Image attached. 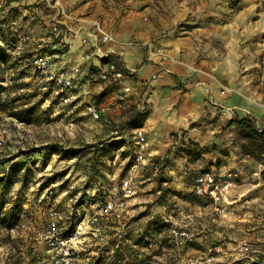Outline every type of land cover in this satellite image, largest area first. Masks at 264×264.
<instances>
[{
	"label": "rangeland",
	"instance_id": "1",
	"mask_svg": "<svg viewBox=\"0 0 264 264\" xmlns=\"http://www.w3.org/2000/svg\"><path fill=\"white\" fill-rule=\"evenodd\" d=\"M38 21V16L24 15L18 8L0 7V47L8 52L6 61L0 64V264H48L41 233L48 224L51 208L60 212L61 226L104 227L110 243L122 239V251L130 254L135 250L141 264H223L224 259L207 260L217 252L214 249H207V257L203 259L187 256L182 251L181 239L189 238L192 233L181 222L171 229L185 230L187 237H176L171 230L164 229L158 236L162 243L150 237L147 244L134 243L144 231L135 235L132 232L137 227L149 226L152 216L162 226L168 210L175 209L173 217L181 220L179 212L186 206L185 199H190L184 184L190 183L194 172L189 171L185 181L181 173L169 172L168 166L172 163L171 166L184 171L182 165L197 163L191 152L202 147L195 140L186 141L173 149L171 161L157 163L158 171L145 161L133 167L127 152L130 145L135 148L138 128L130 126L128 121L139 110L133 108L135 105L123 108L129 98L119 102V89L113 85L104 87L101 93L78 95L82 91L78 84L75 99L71 103L62 102L58 89L46 83L31 66L35 56L46 54L58 62V54L66 49L54 47L62 35H56L52 26L47 29L44 26L42 30ZM230 22L236 34L233 38L212 35V30L207 37L191 36L187 46L178 49L181 53L184 49L188 51V60L183 63L193 73L198 72L200 64L205 68V78H216L223 83L236 81L231 93L242 98L249 91L258 97L254 103L264 107V0H223L219 12L207 15L204 23L189 19L178 26V31L197 32L201 25L208 28L213 24L212 29L220 32ZM11 40L12 44H8ZM144 45L150 60L167 64L178 61L164 46ZM229 59L236 64V72L226 70ZM166 69L173 72L171 67ZM111 86L117 93L114 100ZM90 104L99 110V118L89 113ZM17 109H26L25 115L31 117V122L13 117L12 112ZM201 120L211 122L214 118L206 116ZM226 129L223 125L222 132ZM233 131L226 130L225 138L242 144L238 126ZM218 150L228 152L226 148ZM126 178L132 179L134 188V193L124 198L126 209L120 215L103 218L98 224H89L87 218L104 200L123 198L122 181ZM99 181L105 186L103 199L94 197L98 195ZM11 220L12 228L8 227ZM86 239L88 250L83 252L79 264H96V260L87 259L99 247L100 255L103 251L111 256L116 251L102 250L92 235ZM243 262L249 264L247 259Z\"/></svg>",
	"mask_w": 264,
	"mask_h": 264
},
{
	"label": "crops",
	"instance_id": "2",
	"mask_svg": "<svg viewBox=\"0 0 264 264\" xmlns=\"http://www.w3.org/2000/svg\"><path fill=\"white\" fill-rule=\"evenodd\" d=\"M8 2L7 8H18L24 15L38 16L41 29L44 26L46 29L51 27L54 22L60 24L62 38L54 47L59 46L60 49L65 46L66 49L58 54V63L82 66L78 82L82 91L78 95L88 92L101 93L102 89L108 86L97 79L102 59L94 56L91 61L83 62V54L94 49L92 42L86 45L83 39L95 30L97 22L105 32L115 38V41L103 45V50L105 54L119 57L130 71L126 83L133 87V93L123 108L135 105L133 108L137 110L148 109L147 118L141 127L146 131L148 139L145 162L154 165L159 161L163 165L172 159L173 149L181 147L186 141L195 140L201 147L216 145L213 151L197 159L195 161L197 163L187 162L188 166L182 165L184 171H180L178 166H171L172 163L168 166L169 172L181 173L185 181L189 171L194 172L190 183L184 184L186 194L188 193L187 198L190 199L189 201L185 199L186 206L179 212L181 220L173 217L175 209H169L166 218L171 226H177L181 222V226H187V230L192 233L189 238L181 239L182 251L187 256L203 259L207 257V249H214L217 252L213 260L224 259L223 264H244L238 247L243 241H249L254 256L260 264H264V179L262 176L253 175L259 171L261 162L243 153L241 144L225 138L226 130L236 129V125L228 126L229 121L235 117L251 114L258 126L262 127L264 107L254 103V99L258 97L249 91L245 93L246 97L242 98L238 93H231L230 89L235 88L236 81L229 80L223 83L216 78H205L203 71L205 68L200 64L198 72L193 73L184 64L185 60H188V51L184 49L185 51L181 53L178 50L187 46L188 40L195 34L199 38L207 37L212 30L215 33L211 32L212 35L229 38L236 35L231 22L221 27L220 32L212 29L213 24L208 25V28L201 25L197 32L178 31V26L188 23L189 19H197L204 23L207 15L219 12L223 0ZM2 5L3 2H0V7ZM144 43L168 48L178 61L167 64L159 60H150ZM231 60L229 59L227 66L225 65L226 70L228 68L230 72H236V64H232ZM168 67H171L173 72H168L166 69ZM110 91H113V87ZM112 95L113 100L118 96L116 91H113ZM111 103L114 105L115 102ZM206 116L214 118V121L201 120ZM223 125L227 128L224 132ZM220 147L226 148L228 152L219 151ZM175 161L182 163L173 160L174 163ZM223 165L240 168L242 176L230 192L232 202L226 205L224 213H218L214 212L209 200L196 196L193 192V180L198 172ZM193 203L196 207L192 206ZM147 227H137L132 234L144 231Z\"/></svg>",
	"mask_w": 264,
	"mask_h": 264
},
{
	"label": "built area",
	"instance_id": "3",
	"mask_svg": "<svg viewBox=\"0 0 264 264\" xmlns=\"http://www.w3.org/2000/svg\"><path fill=\"white\" fill-rule=\"evenodd\" d=\"M8 1L13 0H0L5 6L8 5ZM52 30L56 35L63 34L58 22L52 24ZM113 41H115V38L105 32L100 23L97 22L95 30L91 31L83 39V43L86 45L92 42L94 49L91 52H85L82 60L83 62H88L94 56L102 59V65L97 72V79L106 85L116 86L119 89L118 100L119 102H124L132 95L133 87L126 83L130 71L127 69L125 63L117 56L104 53L103 45ZM152 55H155V53H152ZM32 66L34 71L40 74L46 83L52 84L58 89L62 102L71 103L75 99V90L82 72V66L80 64L70 66L62 65L58 62H53L52 56L46 54L35 56L32 60ZM153 78H156V76H153ZM88 110L93 118L97 119L100 117V112L95 105L90 104ZM135 139L133 167L143 163L146 159L148 141L146 131L143 128L136 129ZM154 166L158 171L160 165L154 164ZM263 170L264 163H261L259 165V171L254 172L253 175L260 177ZM241 176L242 171L240 168H231L224 165L215 169L201 171L194 178L193 192L198 197L209 200L213 205L214 212L224 213L226 211V205L232 202L230 192ZM122 189L124 191L123 198H108L87 218V222L89 224H98L103 218H107L113 214L120 215L126 209L127 205L124 198L134 193L131 178H126L122 181ZM60 218V212L51 208L48 224L41 233V244L45 248V260L48 264L82 263L83 252L88 250L85 241L89 235L97 239V244L103 247L102 250L106 249V251H109L107 248H111L110 251H115L122 249L124 246L122 239H117L113 243H110L109 234L102 226H75L74 228L72 226H61ZM170 233L176 237H187L185 230L177 228L171 229ZM85 235L87 236L85 237ZM119 235L116 234V236ZM99 248L96 249L94 254L91 252L87 259L89 262L96 260L100 255L101 251ZM238 250L243 258L249 261V264L258 262L253 254V248L249 241H243L239 245ZM212 258L208 257L207 260L211 261Z\"/></svg>",
	"mask_w": 264,
	"mask_h": 264
},
{
	"label": "trees",
	"instance_id": "4",
	"mask_svg": "<svg viewBox=\"0 0 264 264\" xmlns=\"http://www.w3.org/2000/svg\"><path fill=\"white\" fill-rule=\"evenodd\" d=\"M4 35V34H3ZM7 40V39H5ZM61 40V37L58 38V41ZM12 40L9 41L8 44H12ZM8 52H6L5 49L0 47V64H4V62L6 61V57L5 55ZM108 59V58H106ZM32 62V61H31ZM32 66V64H31ZM26 109H17L14 112H12V116L19 119L20 121H24L27 123L31 122V117L28 116L26 113ZM148 115V111L145 109L139 110L135 115H133L130 120L128 121V124L134 128H140L143 127L144 122L147 118ZM231 125H236L239 128V133H240V137L242 139V150L243 153L250 155L251 157L255 158L256 160L260 161L261 163H264V124L262 125V127H259L257 124V121L254 117L247 115L244 117H235L232 120L229 121L228 126ZM216 147V145H213V148ZM135 148L130 145L128 148L127 152V156L132 158V161L130 162V164H133V160L135 157V152H134ZM212 148L206 146V147H202V148H197V150H193L191 152V155H193V159L197 160L200 157L203 156V154L211 152ZM159 164L160 162H156V164ZM199 173V172H198ZM197 173V174H198ZM196 174V175H197ZM195 175V176H196ZM194 176V178H195ZM261 176L264 179V170L261 172ZM194 182V180H193ZM99 185L97 186V196L94 197H99V199H103V194H105V192L103 191V189H105V186L102 184L101 181L98 182ZM104 192V193H103ZM102 195V196H101ZM197 196V195H196ZM198 197V196H197ZM93 199V196L90 197V200ZM105 201V200H104ZM103 201V202H104ZM156 217L152 218V221L150 223V225L144 230L143 234L141 236H139L138 238H135V242L139 245H144L147 244L148 241V237H150L151 239H155L158 243H162L163 241L161 239L158 238V236L160 235V233L166 229L167 231H169L172 226L170 222H164L161 225L162 226H158L157 222H156ZM8 227H13L12 226V220L9 222V226ZM73 228L75 227L72 226ZM112 259L114 260L112 262ZM126 261H129L130 264H141V260H137V255L135 254V250H133V252H130V254H127L126 252H123L122 249H117L115 251V253L111 256L106 255L105 252H103L101 255H99L96 258L95 263L96 264H127ZM110 262V263H109ZM251 264H260L259 262H254Z\"/></svg>",
	"mask_w": 264,
	"mask_h": 264
}]
</instances>
